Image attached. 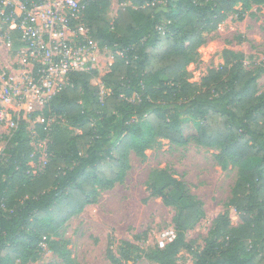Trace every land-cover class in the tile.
Listing matches in <instances>:
<instances>
[{"label":"trees","instance_id":"16d2710c","mask_svg":"<svg viewBox=\"0 0 264 264\" xmlns=\"http://www.w3.org/2000/svg\"><path fill=\"white\" fill-rule=\"evenodd\" d=\"M110 1L91 0L83 15L102 55L113 54L109 70L100 76L104 96L93 83L96 71L72 73L67 86L40 111L25 115L21 110L16 127L5 136L0 264L36 262L44 242L60 255L63 223L96 203L99 189L123 181L128 152L143 157L160 139L176 146L192 140L217 150L220 161L236 168L229 202L241 223L231 226L227 218L217 217L204 247L194 249L184 233L203 214V203L171 172L158 169L148 185L152 196L176 207V237L163 247L154 241L144 257L157 264H182L178 253L186 250L193 264H264L261 77L244 66L241 53L229 49L222 50V65L199 83L189 80L186 69L198 60L206 31L237 12L235 6L242 18L264 0H116L119 6L108 21ZM188 118L198 122L194 133H185ZM33 139L46 143V160L36 170L30 164L38 163ZM124 244L131 252L140 249ZM110 257L113 264H123ZM124 258L130 260V253Z\"/></svg>","mask_w":264,"mask_h":264},{"label":"rangeland","instance_id":"374dc122","mask_svg":"<svg viewBox=\"0 0 264 264\" xmlns=\"http://www.w3.org/2000/svg\"><path fill=\"white\" fill-rule=\"evenodd\" d=\"M118 6L116 0L109 2L108 21L113 20ZM235 9L241 10L239 5ZM237 12L230 13L216 29L204 33V43L197 49L198 60L186 68L191 74L190 81L199 83L211 69H218L223 63L222 50L229 49L243 55L244 66L261 77L259 84L264 87V3L243 12L242 18ZM14 108L15 112L19 109ZM21 110L29 114L40 110V106L36 104L32 110L24 106ZM186 122L185 133H194L198 122L191 118ZM8 126V123H0V152L5 136L11 132ZM33 143L38 163L31 161L30 164L36 170V166L46 160V143L36 139ZM217 153V150L197 145L192 140L176 146L166 139H160L153 149L145 150L143 157L131 150L127 154L129 167L123 181L111 189H99L96 203L86 205L63 223L57 239L62 249L60 255L53 252L50 243L44 242L38 260L24 264H113L110 255L123 264H157L145 258L143 252L164 229H175L173 219L177 213L176 207L151 195L148 181L152 172L158 169L171 172L202 201L203 214L184 233L186 242L200 251L217 217L227 218L231 226L241 223L229 202L237 170L220 161ZM52 239H55L54 235ZM124 242L139 247V251L131 252ZM127 253L131 256L128 261L124 258ZM178 257L182 264L194 262V257L186 250H181ZM16 264L22 263L17 260Z\"/></svg>","mask_w":264,"mask_h":264},{"label":"built area","instance_id":"2783aa9c","mask_svg":"<svg viewBox=\"0 0 264 264\" xmlns=\"http://www.w3.org/2000/svg\"><path fill=\"white\" fill-rule=\"evenodd\" d=\"M90 1L0 0V123H8L10 131L22 107L32 110L37 104L41 110L72 73L96 71L95 84L104 96L100 76L109 70L113 54L102 55L83 21ZM175 237L169 227L156 241L163 247Z\"/></svg>","mask_w":264,"mask_h":264}]
</instances>
